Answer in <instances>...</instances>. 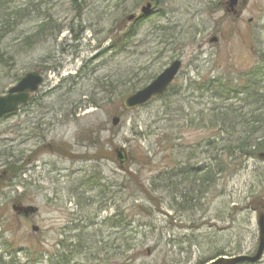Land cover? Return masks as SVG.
Returning a JSON list of instances; mask_svg holds the SVG:
<instances>
[{"label": "rangeland", "instance_id": "rangeland-1", "mask_svg": "<svg viewBox=\"0 0 264 264\" xmlns=\"http://www.w3.org/2000/svg\"><path fill=\"white\" fill-rule=\"evenodd\" d=\"M77 2L0 6V21L2 12L24 15L1 47L0 96L28 72L43 78L27 104L0 119V264H50L76 235L82 248L70 264H200L216 252L253 254L264 160L236 146L254 105L209 91L244 84L258 64L250 82L264 87V0H247L238 16L226 0ZM148 4L152 12L142 16ZM119 38L122 48L112 47ZM174 60L182 67L166 94L124 112L123 99ZM230 108L235 133L207 128ZM263 128L244 144L261 139ZM11 164L19 168L13 177ZM204 175L210 186L200 184ZM16 204L37 212L23 219Z\"/></svg>", "mask_w": 264, "mask_h": 264}, {"label": "trees", "instance_id": "trees-1", "mask_svg": "<svg viewBox=\"0 0 264 264\" xmlns=\"http://www.w3.org/2000/svg\"><path fill=\"white\" fill-rule=\"evenodd\" d=\"M70 4H72V6L76 9L79 8V4L77 2V0H69ZM4 3V0H0V6H2ZM3 14H1L2 20L0 21V63H6V59H3V52L1 50V47L3 45V42L5 40V38L8 36V34L12 33L16 27L21 24V20L23 19V14L21 12L20 13H14L12 16L10 14H5L6 12H2ZM47 19L49 18H44V20L47 21ZM44 24L42 27V29L45 28ZM59 32V30H58ZM134 31H129L127 33H125L124 37H131L134 35ZM128 39V38H127ZM30 40L31 37H25L24 41H25V45H29L30 44ZM122 43H123V39L119 38V40H115L113 41L112 47H121L122 48ZM260 64H258V68H259ZM258 68H254L251 72H249L250 70L246 71V73H244L242 75L243 79H244V84L240 85L239 83L236 86H230L228 87V84L226 83H222L220 84V92H213L209 91L211 94H216L218 97H225L228 98L230 95L235 96L238 94L243 95V100L245 101L244 106L245 107H249L251 104L254 105V107H249L250 111H247L248 114L246 117H250L248 121L243 122L240 121L242 123V130L243 132H241L242 134L245 133L247 134V136L245 135L243 138H241L239 140V144L238 146H236V149L241 153L242 151H246L244 153L248 154V155H254L256 152H264V134L262 136V138L257 139L254 138L252 144H244L247 142V139L253 135V133L255 134L259 129V127L261 125L264 126V87L259 86L260 84L257 82H250V79L253 76V79L256 77L257 72L259 71ZM258 69V70H257ZM252 75V76H251ZM240 78V76H239ZM152 78H150L149 80H151ZM208 84H210V82H208ZM211 90V89H209ZM263 90V91H262ZM235 109L230 108L226 111H221L218 112V116H212L214 117L212 121L211 127H207V128H211V129H215L216 132H224L226 133L228 130L230 131V134L232 135V133H235V126L236 124L234 123V119H235ZM239 119H243V116L241 114H239L238 116ZM210 123V122H209ZM238 126H240V124L238 123ZM251 129V130H250ZM264 129V128H263ZM262 129V130H263ZM237 130V129H236ZM264 132V131H262ZM238 133V132H237ZM209 144V142H208ZM10 165V164H9ZM8 165V166H9ZM12 165V164H11ZM18 167H14V165L10 166V168H8V171H10L9 174H11L10 176H12L16 171H18ZM188 173V172H187ZM13 177V176H12ZM214 181L212 180V178H206V175L202 176L200 178V184H202V182L207 183L208 186H210V184H212L211 182ZM167 184V180L165 181ZM123 183H127L126 181H124ZM127 185V184H126ZM206 185V187H207ZM203 186V185H202ZM201 186V187H202ZM165 187H169V185L165 186ZM263 207L264 210V204L263 206H261V208ZM108 221V220H107ZM91 221L88 222H83V224L85 223L86 226L91 225L89 224ZM108 223V222H107ZM118 224H120L117 221L111 222V228H114L115 226L117 227ZM81 227L83 228L82 231L84 230V225H81ZM73 228H76L75 226H73ZM74 240L71 241L70 243L65 245V241H62L61 246L63 247L62 250V254L60 255H55L54 258H49V263L50 264H70V262L72 261V259L74 258V254L76 252V254H80V249L82 248V245L80 244L79 240L82 239L81 236H74L73 237ZM76 239V240H75ZM103 247L106 246V242H103ZM62 255H66V256H62ZM222 256H226L228 257L226 254H223L222 252H216L214 253V255L212 256V258L210 260L216 259L218 257H222ZM85 257H88L85 255ZM204 262L200 263L203 264ZM5 264V263H4Z\"/></svg>", "mask_w": 264, "mask_h": 264}, {"label": "water", "instance_id": "water-1", "mask_svg": "<svg viewBox=\"0 0 264 264\" xmlns=\"http://www.w3.org/2000/svg\"><path fill=\"white\" fill-rule=\"evenodd\" d=\"M238 2H241L238 12H235L238 16L240 12L245 8L247 0H227L226 4L229 8L233 9L237 6ZM150 5L141 9L142 16H147L150 14ZM134 17L129 16L127 19L132 20ZM210 42H216V38L211 39ZM181 68V62L179 60L173 61L167 68H165L153 81L147 84L142 89L136 91L135 93L125 97L122 101L123 111L135 110L142 107L155 97L163 95L169 85L172 83L176 75ZM43 79L40 74L36 72L26 73L21 80L12 88H10L6 95L0 96V118L13 113L20 106L25 105L31 94L38 91L39 87L42 85ZM120 122V118L114 116L111 120L113 126H117ZM116 159L119 164L126 162V156L122 149H117L115 151ZM257 158L264 160V152L257 155ZM12 210L24 218H29L37 212V208L33 206H21L14 205ZM257 228H258V244L254 255H238L231 258L219 257L205 264H241V263H257L263 252H264V212H260L257 215ZM32 230L37 231L36 227Z\"/></svg>", "mask_w": 264, "mask_h": 264}, {"label": "flooded vegetation", "instance_id": "flooded-vegetation-1", "mask_svg": "<svg viewBox=\"0 0 264 264\" xmlns=\"http://www.w3.org/2000/svg\"><path fill=\"white\" fill-rule=\"evenodd\" d=\"M235 8H236V7H235ZM235 8H234V9H235ZM237 8H238V7H237ZM226 9L228 10V7H227V6H226ZM232 10H233V9H231V11H232Z\"/></svg>", "mask_w": 264, "mask_h": 264}]
</instances>
